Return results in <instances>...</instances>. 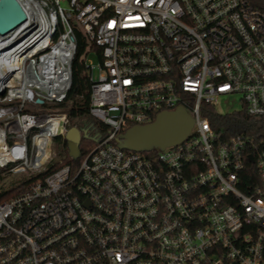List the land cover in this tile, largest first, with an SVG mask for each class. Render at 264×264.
Returning <instances> with one entry per match:
<instances>
[{
  "label": "built area",
  "instance_id": "1",
  "mask_svg": "<svg viewBox=\"0 0 264 264\" xmlns=\"http://www.w3.org/2000/svg\"><path fill=\"white\" fill-rule=\"evenodd\" d=\"M15 1L23 19L0 32V169L40 174L66 138L68 114L52 107L72 88L77 30L89 112L108 132L88 124L90 150L0 201V264H264V136L210 120L233 94L237 111L264 119V10L250 0ZM178 107L194 123L176 146H117L126 128Z\"/></svg>",
  "mask_w": 264,
  "mask_h": 264
},
{
  "label": "trees",
  "instance_id": "2",
  "mask_svg": "<svg viewBox=\"0 0 264 264\" xmlns=\"http://www.w3.org/2000/svg\"><path fill=\"white\" fill-rule=\"evenodd\" d=\"M250 2L253 6L264 10V0H250ZM77 36L79 49L76 58L74 59L72 88L65 101L51 107L54 109L57 108L58 110L68 114L70 127H73V125L81 126L84 122H87L89 125L93 124L97 129L104 131V133L107 134L108 127L95 120L89 112L91 86L90 80L86 75L83 62L88 44L84 33L81 30H77ZM49 107L50 106L45 104H39L38 106L40 110H47ZM210 120L212 126L218 129L224 128L241 133L248 132L257 139L264 136V119H261L260 121L253 119L248 115L245 109L242 111L227 112L226 114L213 112L210 116ZM87 141L88 148L82 152L90 150V148L95 144V141L92 139ZM55 143H58L61 149L48 164V169L40 174L23 175L16 180H7L10 176L9 173L6 172V170L4 171L0 169V201H6V199L12 196L23 193V191H25L34 180L51 173L62 164L72 161L73 158L70 155L67 139L57 137Z\"/></svg>",
  "mask_w": 264,
  "mask_h": 264
},
{
  "label": "water",
  "instance_id": "3",
  "mask_svg": "<svg viewBox=\"0 0 264 264\" xmlns=\"http://www.w3.org/2000/svg\"><path fill=\"white\" fill-rule=\"evenodd\" d=\"M23 12L15 0H0V32L16 26L23 19ZM43 102V100H39ZM194 118L183 107L174 111H162L158 113L153 121L135 124L116 138V144L121 149L137 152L163 150L166 147H173L185 140L191 133ZM88 123L81 126L73 125L66 136L68 145L77 147L82 138H88ZM71 156L77 157L76 155Z\"/></svg>",
  "mask_w": 264,
  "mask_h": 264
},
{
  "label": "rangeland",
  "instance_id": "4",
  "mask_svg": "<svg viewBox=\"0 0 264 264\" xmlns=\"http://www.w3.org/2000/svg\"><path fill=\"white\" fill-rule=\"evenodd\" d=\"M65 4V3H64ZM89 61L94 64L97 65L99 63L97 57L95 55H90L88 57ZM97 71H94V75H96ZM241 102H240V96L237 94H233V95H228L226 97H222L219 99V101L217 103H215V110H217L219 113L222 114H226L227 112H233V111H237L240 110L241 108ZM89 139L87 138H82L81 139V144H79L80 150L77 147H72L71 145H68L69 147V151L72 153V155H76L79 156L83 150L87 149V144ZM53 148H54V157L55 155L58 153V151L61 149L60 145L58 143H54L53 144ZM57 157V156H56ZM72 158H74V156H71ZM20 176H9L7 178V180H16L17 178H19Z\"/></svg>",
  "mask_w": 264,
  "mask_h": 264
},
{
  "label": "flooded vegetation",
  "instance_id": "5",
  "mask_svg": "<svg viewBox=\"0 0 264 264\" xmlns=\"http://www.w3.org/2000/svg\"><path fill=\"white\" fill-rule=\"evenodd\" d=\"M88 138H89V140H90V139L94 140V136H92L91 133H90V135H88Z\"/></svg>",
  "mask_w": 264,
  "mask_h": 264
}]
</instances>
